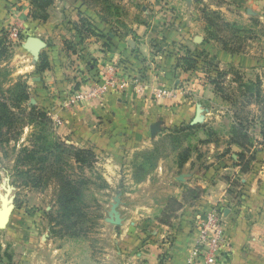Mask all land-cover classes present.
Segmentation results:
<instances>
[{
    "label": "crops",
    "instance_id": "1",
    "mask_svg": "<svg viewBox=\"0 0 264 264\" xmlns=\"http://www.w3.org/2000/svg\"><path fill=\"white\" fill-rule=\"evenodd\" d=\"M9 3L0 0V24L8 12L28 5L14 12L24 35L19 45L28 38L44 44L37 57L22 48L32 57L19 70L26 80L27 105L49 117L50 139L90 150L104 182L96 195L103 233L98 249L88 240L76 246L68 239L59 247L39 245L32 252L25 242L33 239L35 227L17 237L6 232L23 250L21 264H187L199 220L212 209L221 213L226 239L219 264H264V151L258 148L249 171L240 172L241 150L230 143L234 118L227 110L226 115L216 110L221 103L211 84L215 73L205 65L209 61L242 73L255 71L257 60L251 54L224 48L212 38L206 13L230 16L249 27L253 18L264 23V0H113L114 7L53 0L44 19L29 16L30 0L14 2L11 9ZM123 10L130 14L125 21L104 18L106 12L120 15ZM42 55L47 63L40 71ZM187 57L194 60L193 69L182 66ZM111 68L115 80L127 82L125 90L69 104L76 93L89 92L110 77ZM136 78L144 83L141 94L132 90ZM174 88L186 94H157ZM186 127L196 129L198 138L189 155L180 160L178 151H167L152 166L145 165L144 155L158 140ZM255 129L253 136L260 140ZM189 190L199 195L188 198ZM32 192L41 200V192ZM117 196L116 234L107 221ZM170 201L182 207L170 212L166 226L160 221ZM43 215H51L50 209Z\"/></svg>",
    "mask_w": 264,
    "mask_h": 264
},
{
    "label": "rangeland",
    "instance_id": "2",
    "mask_svg": "<svg viewBox=\"0 0 264 264\" xmlns=\"http://www.w3.org/2000/svg\"><path fill=\"white\" fill-rule=\"evenodd\" d=\"M8 1L11 2L8 4L11 9L16 7L14 2L22 3L24 0ZM75 1L78 2V0ZM80 1L92 7L98 6L100 2L101 4L105 3L104 5L107 7L115 6L113 0ZM27 7L28 5L24 7L21 5L14 12L22 11ZM14 12H8V16L0 24V42H2L0 45V103L5 105L10 104L8 102V89L14 85L22 86L25 84L26 80L23 74L19 73V70L23 66H28L30 58H32L24 54L21 45H7L6 31L13 23L20 21V16ZM85 16L90 17V14L87 13ZM115 16H120L125 21L130 14L125 10L120 15H115L112 11L104 14V18L110 19L108 21H113ZM206 21L210 35L212 38H218L222 47L230 46L234 51L251 54L257 60L256 72L249 71L247 72L248 74L240 72V69L237 68L219 67L213 62H205L207 71L215 73L213 81L219 89L218 101L221 104L218 103L219 108L216 110L223 112L224 115H226L227 110L230 116L234 118L233 125L243 124L248 128L247 134L251 138L252 145L247 150L246 157L250 158L258 152V148L264 151V137L256 140L253 136V134L257 133L256 127L264 135V23L261 24L257 19L253 18L250 26L247 27L242 24L241 20L230 16H217L209 12L206 13ZM219 35H223L224 38H220ZM9 61L10 63H8ZM209 80H212V78ZM249 83L254 86L251 87L248 85ZM245 86L249 88V91L245 89ZM195 130L194 128L186 127L170 131L168 140H158L152 151L144 155V160L147 163L145 165L147 167L152 166L155 160L163 156L167 151L172 153L178 151L179 159L185 158L198 145ZM50 137L51 128L38 126L37 122H35L34 124L26 125L22 129L17 142H11L8 146H0V209L3 199L10 201V205L13 207L9 215L10 222L3 230H0V254L3 256L0 259L7 264H21V253L23 250L19 247V243L14 241L16 239L6 238V232L17 237L19 231H24L25 229L27 231L34 230L35 232V229H33L35 227L37 230L35 233L36 238L34 234L33 239L28 238L25 242L27 248L31 249L32 252H34V247L39 245L41 247L50 245L59 247L62 242L68 239L75 243L76 246L81 245L82 240H88L95 245L94 248L96 249L100 247L99 242L102 243L103 238L101 236L103 233L100 231L102 226L99 222L102 215L100 206L96 203V195L104 188V182L102 181L97 159H94L93 156L81 155L79 158L83 159L84 162L79 164L74 160H70L69 156H72V152L69 150L55 149V154L60 155L62 158L63 166L56 164L54 167H61L65 173L71 174L75 181H83L79 187L81 197L78 198L76 203L80 210L79 215L69 221L59 217L57 204H52V196L56 197L58 191L57 184L53 183L54 181L42 180L36 186V189L31 188L32 185L27 182L29 176L26 172L40 167H47L51 158L49 157L43 163L40 161L38 163V161L25 159V155L21 154L19 161L15 159L16 151L13 148L15 149L20 145L27 147L28 152L33 150V146L37 150L38 148L44 150L53 148L56 141L54 142ZM43 138L49 139V142H51L46 143ZM38 156H43V154H38ZM45 172L46 170L42 173ZM32 191L41 192L43 195L41 200ZM37 200L40 201L38 202ZM49 209L51 215H43L45 210ZM36 214L38 219L34 221ZM72 222L75 225L69 227ZM41 237L44 239L41 240Z\"/></svg>",
    "mask_w": 264,
    "mask_h": 264
},
{
    "label": "trees",
    "instance_id": "3",
    "mask_svg": "<svg viewBox=\"0 0 264 264\" xmlns=\"http://www.w3.org/2000/svg\"><path fill=\"white\" fill-rule=\"evenodd\" d=\"M52 1L53 0H30L32 11L30 12L29 16L34 19H44L45 8L51 5ZM85 22V19L81 20V23ZM23 38L24 35L22 39ZM1 43L2 42H0V45ZM46 63V58L42 55L38 63V70L41 71L46 68ZM181 63L186 70L194 68V60L191 58L187 57L186 59H183V62ZM211 84L219 93V89L218 87H216V83L212 81ZM248 85H250L251 87L254 86L251 83H249ZM245 89L249 91L248 87H246ZM8 95V102L10 104L5 105L0 103V146H8L11 142H17L22 129H24L26 125L34 124L35 122H37L38 126H44L49 129L51 128V120L45 113L33 106L27 105L28 91L26 83L22 86H12V88L8 89ZM247 130L248 128L243 124H235L231 127L230 131V143L241 150V154L238 157L240 161L241 173H246L249 171L251 166L250 164L252 161H254L255 158V155L250 158L246 157V154L248 153L247 150L252 145L251 138L247 134ZM262 137H264L263 134ZM43 140L46 143L49 142V139L47 140L46 138H43ZM54 142V147L49 150H44L41 148H38L37 150V148L33 146V150L28 152L27 147L23 145L17 147L18 149L13 148V150L16 151V161L20 160L21 154L25 155V159L29 161H38V163L39 161L43 163L49 157L51 158V161L47 165V167H40L27 171L26 173H28L29 176L27 182L28 184L32 185L31 188L36 189V186L39 185V182H41L42 180L54 181L53 183L57 184L58 188L56 195V204L58 206L57 214L59 217H63L69 221L71 218H75L79 215L80 210L77 207L76 203L78 201V198L81 197V191L79 187L83 183V181H75L74 177L69 173H65V171L62 170L61 167H54V165L56 164L63 166L62 158L60 157V155L55 154V149L69 150L70 152H72V156L68 155L70 157V160H74L79 164L81 162H84L83 159L79 158V156L81 155H88L93 156L94 159L96 158L94 154L89 150H79L58 140H54ZM35 148L36 150H34ZM38 154H43V156H38ZM44 170H46V172L42 173ZM198 195L199 193L195 190H189L187 192L188 198H195ZM181 207L182 206L176 201H170L167 207L168 212L163 216L160 222L166 226H169L172 216H170V212L173 213L177 210H180ZM74 225L75 223L72 222V225H69V227H72Z\"/></svg>",
    "mask_w": 264,
    "mask_h": 264
},
{
    "label": "built area",
    "instance_id": "4",
    "mask_svg": "<svg viewBox=\"0 0 264 264\" xmlns=\"http://www.w3.org/2000/svg\"><path fill=\"white\" fill-rule=\"evenodd\" d=\"M22 26L17 22L13 23L6 31L7 45H19L22 42ZM110 77H105V80L98 86L89 89V92L76 93L69 101L70 105H74L78 100L84 98L99 97L109 90L121 91L126 89L127 82L124 80H115L114 70H109ZM132 90L137 94H141L144 90V83L136 78L132 81ZM157 94L161 97H175L176 95L184 96L182 90L174 89H159ZM226 250V239L224 235V224L220 211L212 209L206 213L198 224V235L193 248L190 251L187 264H219L222 253ZM264 251V246H263Z\"/></svg>",
    "mask_w": 264,
    "mask_h": 264
},
{
    "label": "water",
    "instance_id": "5",
    "mask_svg": "<svg viewBox=\"0 0 264 264\" xmlns=\"http://www.w3.org/2000/svg\"><path fill=\"white\" fill-rule=\"evenodd\" d=\"M22 48L25 51H28L33 57L34 56L37 57L40 50H42L44 48V44L40 39L28 38V39H26ZM118 198H119V196H117L114 199V204L111 207V217L107 221L110 225H113L115 227L116 234L118 233L117 229H118V226L120 225L119 216L116 212V208L118 207V203H119ZM12 209H13V207L10 205V201L3 199L2 200V207L0 209V230H3L7 226L8 222H9V215H10V212Z\"/></svg>",
    "mask_w": 264,
    "mask_h": 264
}]
</instances>
